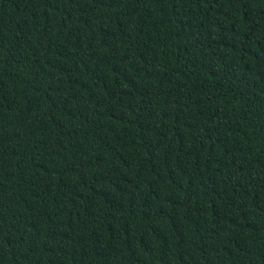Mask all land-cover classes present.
<instances>
[{
	"label": "trees",
	"instance_id": "16d2710c",
	"mask_svg": "<svg viewBox=\"0 0 264 264\" xmlns=\"http://www.w3.org/2000/svg\"><path fill=\"white\" fill-rule=\"evenodd\" d=\"M0 264H264V0H0Z\"/></svg>",
	"mask_w": 264,
	"mask_h": 264
}]
</instances>
